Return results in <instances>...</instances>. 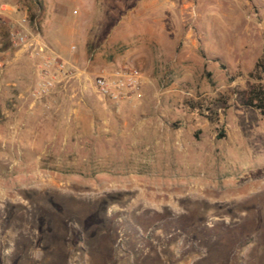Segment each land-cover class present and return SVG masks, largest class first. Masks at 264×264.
<instances>
[{
    "label": "rangeland",
    "instance_id": "rangeland-1",
    "mask_svg": "<svg viewBox=\"0 0 264 264\" xmlns=\"http://www.w3.org/2000/svg\"><path fill=\"white\" fill-rule=\"evenodd\" d=\"M138 1L139 34L170 32L163 60L150 36L127 53ZM14 2L74 76L38 99L40 76L18 100L0 89V264H264V117L244 104L264 85V0L164 22L147 0Z\"/></svg>",
    "mask_w": 264,
    "mask_h": 264
},
{
    "label": "crops",
    "instance_id": "crops-1",
    "mask_svg": "<svg viewBox=\"0 0 264 264\" xmlns=\"http://www.w3.org/2000/svg\"><path fill=\"white\" fill-rule=\"evenodd\" d=\"M150 7L148 10V17L153 15H158V21H177L179 17L183 16L189 6L195 4V0H147ZM220 2H218L219 4ZM11 5L4 6L0 8V62L3 63L5 72L2 74L0 72V89L3 86L6 90H9L7 94H9V99L18 100L24 97V93L26 90H29L33 85L38 83L39 72L37 66V60L30 57V55L25 50L16 49L13 46V40L11 37V33L14 30L20 28L22 19L25 18L22 12L18 10L17 6L14 3H10ZM139 5V1L132 9V14L129 16L126 24H132V33L131 40L126 41L125 43L129 44V51L127 53L134 54L140 52L141 46V38H145L146 36H150V38L155 37V42L161 49L159 55H153L148 58L151 61L163 60L166 55L165 45L167 43L166 37L170 35L166 24H162L159 31L149 34L143 35L139 34L138 29L134 28V24H137V20H144L146 13L145 10L142 12ZM152 7V8H151ZM152 11V12H151ZM26 12H30L29 9ZM202 20L205 21H213V20H225L229 19V15L224 13H214L207 12L206 14H202ZM157 20V19H155ZM136 26V25H135ZM25 29L28 31L35 30L37 33V18L35 17L34 26H31V21L27 22ZM42 34V31H39ZM172 33V45L175 46L181 39V34L179 32ZM42 36V35H41ZM186 37L190 38L189 43L186 41L187 45L183 47V51L185 52V58L188 59L191 54H193L194 48L196 46V42L191 38V34H187ZM151 41V40H150ZM207 43V41H206ZM55 45V44H54ZM234 46V45H233ZM54 50V49H53ZM214 51H219L217 48L213 49ZM55 51V50H54ZM226 51V50H225ZM227 51H233L229 48V44L227 45ZM126 53V54H127Z\"/></svg>",
    "mask_w": 264,
    "mask_h": 264
},
{
    "label": "built area",
    "instance_id": "built-area-1",
    "mask_svg": "<svg viewBox=\"0 0 264 264\" xmlns=\"http://www.w3.org/2000/svg\"><path fill=\"white\" fill-rule=\"evenodd\" d=\"M27 22V18H23L20 28L12 31L11 37L16 49L25 50L30 57L37 60L40 80L33 96L38 99L47 95L55 87V71L65 77L74 76V74L67 70L65 62L58 58L55 51L42 39L40 33H32L25 29ZM0 68H4L2 62H0ZM139 77L140 74L137 71L125 74L118 82L119 84L116 83L118 93L114 97L116 99L122 97L125 89L136 90L139 86ZM96 87L104 95L111 91L110 82L105 76L96 80ZM126 98H130V94Z\"/></svg>",
    "mask_w": 264,
    "mask_h": 264
},
{
    "label": "trees",
    "instance_id": "trees-1",
    "mask_svg": "<svg viewBox=\"0 0 264 264\" xmlns=\"http://www.w3.org/2000/svg\"><path fill=\"white\" fill-rule=\"evenodd\" d=\"M244 104L256 109L264 117V85L251 89Z\"/></svg>",
    "mask_w": 264,
    "mask_h": 264
}]
</instances>
